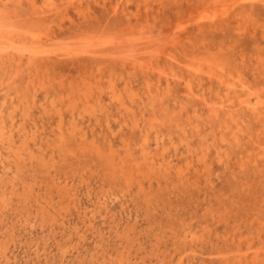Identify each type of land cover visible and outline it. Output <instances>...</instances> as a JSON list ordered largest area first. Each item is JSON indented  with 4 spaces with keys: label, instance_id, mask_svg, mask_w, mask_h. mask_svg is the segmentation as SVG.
I'll return each mask as SVG.
<instances>
[{
    "label": "rangeland",
    "instance_id": "1",
    "mask_svg": "<svg viewBox=\"0 0 264 264\" xmlns=\"http://www.w3.org/2000/svg\"><path fill=\"white\" fill-rule=\"evenodd\" d=\"M18 1L5 0L8 20L45 33L43 45L51 59L40 61L39 66L46 74L50 99L68 94L63 85L68 89L71 82L92 74L93 82L95 76L100 79L108 105L109 83L119 89L128 84L139 101L134 111L140 115L147 110L149 115L148 86H160L163 91L170 87L169 95L163 94L171 110L184 107L180 123L188 135L194 118L201 116L202 136L191 135L190 142L194 150L201 151L200 139L208 138L210 173L208 179L190 176L184 182L175 175L152 176L151 188L141 178L146 189L140 191L138 180L112 183L107 161L80 149L74 157L25 167L26 187L20 191V199L9 202L10 210L1 225L5 245L0 264H101L103 258L110 261L111 254L118 257L121 247L132 264H259L252 261L254 252L264 249V0H82L81 14L78 5L69 0H53L52 6L45 0L35 4ZM213 13L219 14L215 17ZM139 38H147V42ZM129 39L133 41L127 42ZM66 52L72 55H63ZM133 55L144 64L151 61L164 74L133 67ZM24 74L21 90L29 84L28 72ZM216 77L236 85L239 95L244 85L247 95L254 94L250 97L253 104L259 96L261 115L234 101L236 94H228ZM8 78L0 72V105L6 93L16 94L1 86ZM40 82H35L36 88ZM187 83L195 98L187 96ZM44 102L46 91L38 89L31 120L40 126L48 123L40 107ZM7 104L4 107L9 113L18 101ZM213 104L222 107L221 118L216 120L209 111ZM230 108L234 109L231 117ZM108 109L112 126L118 130L124 117L115 107L109 105ZM102 123H107L106 116ZM223 133L227 141H223ZM171 134L184 151L186 142L173 130ZM115 139L118 149L120 137ZM153 144L155 147L156 142ZM222 146L224 157L220 159ZM3 165L0 162V182L7 185L14 175L5 173ZM51 175L68 178L74 201L67 196L57 205L60 197L50 188ZM42 182L49 189L41 188ZM29 189L35 190V198L29 197ZM43 198L56 199V207L49 213H42L35 202ZM79 212H87L88 217L82 218ZM261 252L264 264V250ZM243 254L248 255L246 262L239 258Z\"/></svg>",
    "mask_w": 264,
    "mask_h": 264
},
{
    "label": "bare ground",
    "instance_id": "2",
    "mask_svg": "<svg viewBox=\"0 0 264 264\" xmlns=\"http://www.w3.org/2000/svg\"><path fill=\"white\" fill-rule=\"evenodd\" d=\"M30 1L35 4L37 0ZM44 2L47 6L53 5V0H45ZM69 2L73 5H78L80 14L84 12L82 10V0H69ZM225 13H228V11H224L223 14ZM8 18V4L5 0H0V72L9 77L6 82L1 83V86L5 85L6 91L15 90L16 92L15 97L6 93L3 105H0V162L5 166V173L14 175L7 185L0 182V251H2L5 245V240L1 238L4 226L1 225L6 219V213L10 210L9 202L20 199L22 196L20 191L23 187H26L23 185L28 177H26V173L24 172L25 167L31 166V168H34L35 166H44L50 160L55 161L57 158L74 157L80 149L81 152L88 151L91 154L97 153L103 161H107L106 163H108L111 169L110 180L112 183L122 181L125 184H132L138 180L140 191L146 189L144 182L140 181V179L145 178V180H148L151 188L153 186L152 176L164 178L175 175L179 182L189 180L190 176L199 175H205L208 179L210 163L208 161L209 146L206 144H208L209 140L207 137L200 139L203 146L201 151L194 150L190 142L191 135L193 137L196 134L202 136L199 128L201 116L194 118L191 123L192 134L188 135L187 129L182 128L180 123L182 114L185 111L184 107H180L179 110H171L168 106L169 102L166 101L167 95L163 94L166 91L165 94L169 95L170 87L163 91L160 86L154 88L149 85L146 93L149 94L152 102L150 105L152 107V113L147 115L145 113L147 110H143L138 115L134 111V108L136 107L135 105H138L139 101L133 88L126 84L124 89H119L117 84L110 82L108 95L109 105L115 107L118 114L124 117L119 125V129L115 130L111 123V115L108 109L109 105L105 100V96L100 87V79L97 76H95L97 78L96 82L92 81L93 77L91 74V77L89 76L77 82H71L68 84L70 87L68 89L66 85H63L68 91L67 95L63 93L60 97L49 98L46 74L43 70L41 71L39 66L40 61L51 59L50 52L43 45L45 40H43V35L45 33H39L24 26L18 27L12 24ZM177 34L174 33L172 36L174 37L176 35L177 37ZM146 39L139 38L137 40ZM132 41L133 39L127 40L129 43ZM124 43L120 46L123 47L125 45ZM161 52L163 53L164 51ZM63 55L69 57L72 55V52H66ZM132 59L133 67L139 66L148 71H159L160 75L164 74L162 69L152 65L151 61L148 64L147 62L144 64L145 61L142 63L143 61H140L138 55H133ZM9 67L12 69L10 72H8ZM190 67H193V69L196 68L194 65ZM14 68L18 71H13ZM201 69L198 71L197 68L196 70L201 72ZM203 71L205 70L203 69ZM24 72H28L29 84L26 89L21 90L25 82V78L23 79L25 76ZM211 72L210 70L209 74ZM210 77L212 78V76ZM166 79L169 84V79ZM179 79L181 80V78ZM37 80H41L40 88H36L35 82ZM218 82L225 88L228 94H236L233 98L234 101L240 102V105H244L253 113L261 115L262 101L259 96H257L256 102L253 104L251 103L252 100L250 97L254 94L247 95L244 85H242L243 92L239 95V90H237L236 85L233 83H227L222 77L218 78ZM34 89L35 92L32 91ZM38 89L45 90L47 94V102L40 104V107L43 110L42 117L47 116L48 123H43L41 126L36 120L33 123L31 120V108L32 104L34 105L37 102ZM185 92L188 97H196L195 91L190 83L186 84ZM245 94L248 97L243 98V96H246ZM198 97L200 96L198 95ZM202 100L205 101L204 99ZM16 101H18V104L14 107L13 111L8 113L4 105L7 103L15 104ZM233 105L231 103V107ZM157 107L160 110H156ZM96 108H99L101 113ZM220 108L222 107L216 104L209 106L212 119L216 120L221 118ZM195 112L198 113L197 110ZM233 112V108L227 111L230 117ZM19 113L20 117H18ZM159 113L162 115L161 119H158ZM105 116L107 123L103 124L102 121ZM226 128L228 130L230 129V127ZM47 129H50V132H47ZM172 130L181 136V139H183L182 142H186V149L184 151L181 152V149L174 143L175 139L171 134ZM166 131H170V133L166 134ZM117 137H120V147L118 149L115 148V138ZM222 139L223 141H227V134L223 133ZM154 141L156 142L155 147L153 144ZM222 148L223 146L218 151L220 159L224 157ZM171 154H174L178 159H174V156ZM51 182L53 185L51 186L50 184V188H53L60 197L57 205L63 204L67 196H69V199L75 200L73 198L75 194L69 195L73 188L68 178H54L52 176ZM41 184V188L45 187L46 190L49 189L46 182H42ZM158 186L161 188V182H158ZM34 194L35 190L29 189V197L35 198L34 196L36 194ZM55 200L52 198L49 201L43 198V200L39 202L35 200V202H37L39 210L42 213H49L52 208L56 207L54 205L56 203ZM32 201L34 200L32 199ZM24 203L28 204V200H24ZM100 204L105 205L106 203L100 202ZM79 213L82 218L88 217L87 212ZM184 239H179V241L182 242ZM121 248L123 251L119 253L120 255L118 257H114L111 254L109 256L110 261L107 258H103L101 264H132L124 258L126 254L125 247ZM262 250L264 249L254 252L252 263L258 262L259 264H263L260 260ZM239 258L241 261L245 260L246 262L248 255H239Z\"/></svg>",
    "mask_w": 264,
    "mask_h": 264
}]
</instances>
